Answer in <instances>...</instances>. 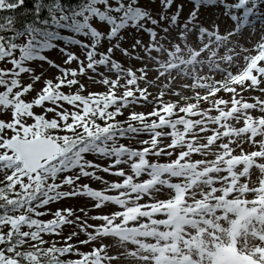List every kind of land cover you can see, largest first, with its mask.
Returning <instances> with one entry per match:
<instances>
[{
    "label": "snow or ice",
    "instance_id": "obj_1",
    "mask_svg": "<svg viewBox=\"0 0 264 264\" xmlns=\"http://www.w3.org/2000/svg\"><path fill=\"white\" fill-rule=\"evenodd\" d=\"M0 264H264V0H0Z\"/></svg>",
    "mask_w": 264,
    "mask_h": 264
},
{
    "label": "rangeland",
    "instance_id": "obj_2",
    "mask_svg": "<svg viewBox=\"0 0 264 264\" xmlns=\"http://www.w3.org/2000/svg\"><path fill=\"white\" fill-rule=\"evenodd\" d=\"M146 138V137H145ZM107 179H114L113 177H106ZM93 187H98V185H96L95 183H93V185H92ZM231 257H230V255H226L225 256V260H227V259H230Z\"/></svg>",
    "mask_w": 264,
    "mask_h": 264
}]
</instances>
